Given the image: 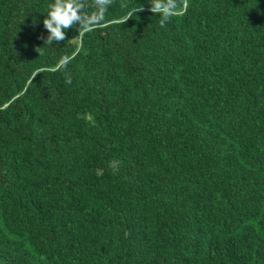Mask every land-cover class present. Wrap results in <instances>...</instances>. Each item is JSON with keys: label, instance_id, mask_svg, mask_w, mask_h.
<instances>
[{"label": "trees", "instance_id": "1", "mask_svg": "<svg viewBox=\"0 0 264 264\" xmlns=\"http://www.w3.org/2000/svg\"><path fill=\"white\" fill-rule=\"evenodd\" d=\"M149 2L0 0V264H264V0Z\"/></svg>", "mask_w": 264, "mask_h": 264}, {"label": "clouds", "instance_id": "2", "mask_svg": "<svg viewBox=\"0 0 264 264\" xmlns=\"http://www.w3.org/2000/svg\"><path fill=\"white\" fill-rule=\"evenodd\" d=\"M112 3L113 0H93L92 6L95 11L89 13L86 10L87 0H53V3L49 4L46 18L43 20V27L48 32L47 38L41 36L39 39L43 40V45H53L64 41L67 30L77 25L79 26L77 37L83 36L86 32L93 31L98 27L105 26V15ZM149 5L148 10L153 15L159 16L160 26L164 27L173 16L186 10L188 0H150ZM142 11H144L142 5L136 7L121 20V23L124 24L131 19L133 12ZM40 48H36L35 51L39 53ZM70 60V57H62L57 64V68L66 69ZM65 74L66 83L70 84L71 79L67 76V73Z\"/></svg>", "mask_w": 264, "mask_h": 264}]
</instances>
